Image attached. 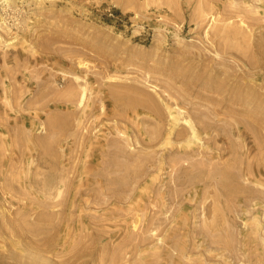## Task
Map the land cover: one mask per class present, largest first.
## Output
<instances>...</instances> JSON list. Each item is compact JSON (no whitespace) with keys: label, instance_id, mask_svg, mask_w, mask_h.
Instances as JSON below:
<instances>
[{"label":"rangeland","instance_id":"374dc122","mask_svg":"<svg viewBox=\"0 0 264 264\" xmlns=\"http://www.w3.org/2000/svg\"><path fill=\"white\" fill-rule=\"evenodd\" d=\"M4 2L0 264H264V0Z\"/></svg>","mask_w":264,"mask_h":264},{"label":"bare ground","instance_id":"6f19581e","mask_svg":"<svg viewBox=\"0 0 264 264\" xmlns=\"http://www.w3.org/2000/svg\"><path fill=\"white\" fill-rule=\"evenodd\" d=\"M84 89V88H83ZM172 117L174 118V124L178 123L181 118L177 117V114L171 113ZM186 118V117H185ZM187 123V131H184L185 133L189 134L190 139H194L198 135L197 127L193 124V122L188 118L184 120V123ZM180 123V122H179ZM185 130V129H184ZM184 135V134H183ZM198 139V138H197ZM190 141V140H189ZM155 207V206H154Z\"/></svg>","mask_w":264,"mask_h":264},{"label":"built area","instance_id":"2783aa9c","mask_svg":"<svg viewBox=\"0 0 264 264\" xmlns=\"http://www.w3.org/2000/svg\"><path fill=\"white\" fill-rule=\"evenodd\" d=\"M5 2L4 3H6L7 4V1L9 2V0H4Z\"/></svg>","mask_w":264,"mask_h":264}]
</instances>
